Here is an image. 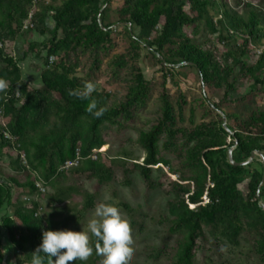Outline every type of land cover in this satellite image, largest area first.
<instances>
[{
	"label": "trees",
	"instance_id": "16d2710c",
	"mask_svg": "<svg viewBox=\"0 0 264 264\" xmlns=\"http://www.w3.org/2000/svg\"><path fill=\"white\" fill-rule=\"evenodd\" d=\"M110 3L0 0V164L9 161L13 171L23 175L21 180L20 175L0 174L4 177H0V209L6 205L11 210V216L2 218L0 224L19 254L18 264H30L44 229L65 228L64 223L46 222L40 203L30 199L34 192L42 194L36 183L46 190L45 184L53 187L68 171L95 175L104 154L99 152L103 147L100 127L105 123L113 125L117 119H133L132 110L145 104L150 88L137 65L141 49L163 67L194 69L202 85L223 89L224 98L235 91L229 82L235 68L239 76L252 81L250 91H264V24L254 7L247 5L244 15H237L224 0H121L116 9ZM209 11L214 14L208 15ZM111 14L114 18L110 20ZM201 20L211 34H216L218 42L225 44L223 56L185 34L186 27ZM27 21L31 27L22 30ZM115 25L128 39V53L110 62L113 69L127 73L126 92L116 105L111 103L109 93L94 89L89 92V80L74 74L80 66V56L89 55L93 65H98L101 55L112 46ZM27 33L43 37L42 41L27 43L28 52L38 57L40 50L45 52L37 87L24 80L20 63L25 54L18 59L7 54V43ZM252 49L257 57L250 65L246 56ZM158 101L155 123L138 134L143 162L133 166L146 188L153 189L157 183L150 178L152 167L167 165L159 156V148L177 159L179 170L172 172L178 177L170 182L171 199L167 203L171 217L168 231L180 235L172 264H194L199 241L211 234L215 244L224 240L231 245H237L247 234L258 264H264V210L259 205L264 202V169L261 164L259 170L253 169L254 160L241 164L252 153L264 152V107L251 111L244 119L225 113L234 127H223L222 118L215 113L220 103H212L213 110L209 111L216 121L199 123L190 130L177 126L164 87ZM181 104L179 96L176 107L180 111ZM93 151L94 160L90 158ZM76 152L80 156L77 166L62 169L66 161L74 160ZM246 181L243 193L238 186ZM16 190L29 196L17 198L13 194ZM87 202L91 204L89 196ZM121 207L130 212L126 205ZM90 239L96 240L91 235ZM3 257L0 242V264ZM99 257L93 251L90 263ZM69 264L83 263L73 260Z\"/></svg>",
	"mask_w": 264,
	"mask_h": 264
},
{
	"label": "rangeland",
	"instance_id": "374dc122",
	"mask_svg": "<svg viewBox=\"0 0 264 264\" xmlns=\"http://www.w3.org/2000/svg\"><path fill=\"white\" fill-rule=\"evenodd\" d=\"M40 1L48 4L59 2V0ZM224 1L237 15H244L247 5L254 7L264 24V0ZM110 2L112 9H116L121 4V0H110ZM185 10L188 12L187 6ZM213 14L211 11L208 12L210 16ZM113 18L111 14L110 20ZM184 32L196 44L210 50L214 49L220 56L226 53L225 44L219 43L216 34L209 32L204 20L186 27ZM42 39L43 37L39 38L34 33H27L16 42L7 43L8 55L18 59L25 54L26 57L20 63L24 80L33 78L36 85H39V73L43 69L42 57L45 52L40 50L38 57L28 52L27 43L42 41ZM111 39L110 50L101 55L96 67L92 63V57L80 56V66L75 69L74 74L76 77H86L94 85V90L109 93L111 103L116 105L122 101L126 92L127 73L113 69L110 62L112 63L114 57L128 53V39L121 27H116ZM239 42L236 40L235 43ZM16 44H18L17 48ZM256 55L254 49L250 50L246 56L247 63L251 65L256 60ZM137 65L144 79L149 82L150 91L147 100L142 107L132 110L133 119L128 121L117 119L113 125L105 123L100 127L99 140L103 145L101 151L104 154L100 157L101 167L96 174H74L68 171L63 178H59V182H55L53 187L45 184V192L41 195L34 192L30 199L35 198L40 203L41 216L46 222L64 223L65 228L76 231L87 230V221L92 216L97 203L101 201L113 203L118 206L122 217L131 225L134 252L131 264H172L180 235L171 234L168 231V219L171 217L167 203L171 199L170 182L177 180L178 177V174L172 171H178L179 166L173 154L164 151L162 147L159 148V156L167 161V165L159 164L158 168L152 167L150 178L157 185L153 189H147L138 170L133 166V163L141 165L144 159L143 148L138 143L139 132L148 130L155 123L158 117V99L163 87L170 96L177 126L190 130L199 123L216 121L214 113L209 111V109L213 110L212 103H220V109L215 113L222 118V124L234 127V122L226 118L225 113L244 119L251 111L262 109L264 91H250L252 81L239 76L237 68L234 69L233 77L229 79L235 91L228 93V96L224 98L223 89H209L202 85L194 69L184 66L163 67L144 49H141L139 53ZM179 96L183 99L181 111L176 107ZM49 122L52 123L53 118L50 117ZM263 153L254 152L251 160H254L251 164L253 169L259 170L260 164L263 168ZM0 174L20 175V179L23 180V175L16 174L9 161L0 164ZM0 177L3 176L0 175ZM50 183L53 182L50 181ZM246 183L247 181L238 186L243 193L246 191ZM67 189L72 190L67 191ZM13 194L22 200L25 198L24 195L29 196L27 192L20 190L14 191ZM87 196L91 198L90 205H88ZM121 205H126L130 212H126ZM259 205L264 206V202L260 201ZM211 235H207L204 241H199L194 264H258L251 250V239L247 234L237 245H231L219 239L215 244ZM90 258L91 255L86 260L76 259L75 261L92 264ZM102 261L103 257L100 255L93 264H102Z\"/></svg>",
	"mask_w": 264,
	"mask_h": 264
},
{
	"label": "clouds",
	"instance_id": "9594fccd",
	"mask_svg": "<svg viewBox=\"0 0 264 264\" xmlns=\"http://www.w3.org/2000/svg\"><path fill=\"white\" fill-rule=\"evenodd\" d=\"M93 87L88 82L89 92ZM86 229H44L40 243L32 252L30 264H44L45 259L47 264H69L76 259L86 260L93 251L103 257L102 264H131L134 255L132 229L118 206L104 201L97 203ZM90 234L95 241H91Z\"/></svg>",
	"mask_w": 264,
	"mask_h": 264
},
{
	"label": "crops",
	"instance_id": "0c3cea01",
	"mask_svg": "<svg viewBox=\"0 0 264 264\" xmlns=\"http://www.w3.org/2000/svg\"><path fill=\"white\" fill-rule=\"evenodd\" d=\"M18 44H16L17 48ZM24 77V76H23ZM29 85L37 87L38 85L35 84V80L33 78L29 79L26 81ZM264 154V153H263ZM11 216V210L8 206H3L0 209V221L4 217H10ZM0 242H1V248H2V253H3V262L2 264H18V253L14 251L12 245L10 244L7 234L5 230L1 227L0 224ZM15 254H17L15 256ZM17 259V261H16Z\"/></svg>",
	"mask_w": 264,
	"mask_h": 264
},
{
	"label": "built area",
	"instance_id": "2783aa9c",
	"mask_svg": "<svg viewBox=\"0 0 264 264\" xmlns=\"http://www.w3.org/2000/svg\"><path fill=\"white\" fill-rule=\"evenodd\" d=\"M31 16L28 15V20H30ZM29 27H31V23L30 21H27V23L24 25V30L28 29ZM52 58L49 59V62H51ZM5 138H8L7 135L4 136ZM102 149H100L99 152H101ZM90 158L92 160L96 159V155H95V151H93L92 155L90 156ZM21 159H23V155L21 156ZM80 160V156L78 154V152H76L75 158L72 161H66L63 166L61 167L62 169H68L70 167H75L78 164V161ZM38 189V191H40L41 193H43L45 191L44 187L40 184V183H36L35 185ZM206 201V198L204 197V202Z\"/></svg>",
	"mask_w": 264,
	"mask_h": 264
},
{
	"label": "water",
	"instance_id": "95a60500",
	"mask_svg": "<svg viewBox=\"0 0 264 264\" xmlns=\"http://www.w3.org/2000/svg\"><path fill=\"white\" fill-rule=\"evenodd\" d=\"M223 121H225V119L223 118ZM223 125V127H225V125L224 124H222ZM231 152V151H230ZM230 152H228V158L230 159ZM253 157H254V153H252L251 155H250V157H249V159L247 160V161H245V162H243V163H241L242 165H245V164H247L249 161H251L252 159H253ZM263 168H264V163H263ZM264 175V174H263ZM263 179V178H262ZM262 207V209L264 210V206H261Z\"/></svg>",
	"mask_w": 264,
	"mask_h": 264
}]
</instances>
